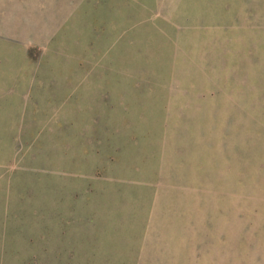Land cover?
I'll use <instances>...</instances> for the list:
<instances>
[{
  "label": "rangeland",
  "instance_id": "rangeland-1",
  "mask_svg": "<svg viewBox=\"0 0 264 264\" xmlns=\"http://www.w3.org/2000/svg\"><path fill=\"white\" fill-rule=\"evenodd\" d=\"M0 264H264V0H0Z\"/></svg>",
  "mask_w": 264,
  "mask_h": 264
}]
</instances>
